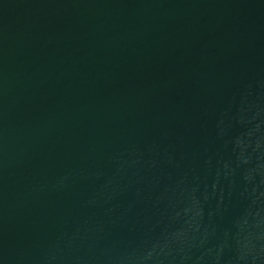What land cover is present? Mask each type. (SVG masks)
<instances>
[{"label": "water", "instance_id": "1", "mask_svg": "<svg viewBox=\"0 0 264 264\" xmlns=\"http://www.w3.org/2000/svg\"><path fill=\"white\" fill-rule=\"evenodd\" d=\"M0 264H264V0H0Z\"/></svg>", "mask_w": 264, "mask_h": 264}]
</instances>
